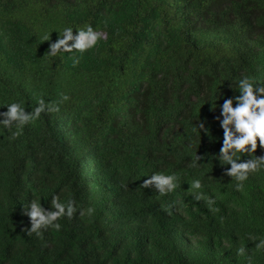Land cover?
Instances as JSON below:
<instances>
[{"label": "trees", "instance_id": "obj_1", "mask_svg": "<svg viewBox=\"0 0 264 264\" xmlns=\"http://www.w3.org/2000/svg\"><path fill=\"white\" fill-rule=\"evenodd\" d=\"M86 24L104 34L94 48L48 55ZM244 77L264 83V0H0V112L59 104L18 137L0 126V264H264L250 239L264 238V170L241 192L216 158L220 105ZM154 172L177 188H144ZM54 194L94 211L28 235L25 208Z\"/></svg>", "mask_w": 264, "mask_h": 264}, {"label": "clouds", "instance_id": "obj_2", "mask_svg": "<svg viewBox=\"0 0 264 264\" xmlns=\"http://www.w3.org/2000/svg\"><path fill=\"white\" fill-rule=\"evenodd\" d=\"M74 28L66 26L62 32H58V38L49 44L48 55L56 56L60 52L73 53L74 51L84 53L94 48L103 38L104 34L94 29L91 24L83 27ZM44 41H50L51 36L45 34ZM76 63L79 61L76 60ZM70 97L67 94L62 95V101H68ZM235 105V106H234ZM6 111L0 112V126L11 131L15 127V131H11L13 137L22 134L25 126L34 123L39 119L41 113L45 111H59V104L55 102L45 103L43 98L38 100L37 106L30 112L26 111L21 101L6 103ZM222 119H219L223 129V141L219 154L216 158L223 161L226 165L224 175L236 181L234 187L237 191H244L245 181L249 179V175L264 170V155L257 156L258 146L264 149V83L259 81L253 82L252 78L244 77L239 80V95L225 98L220 105ZM201 130L207 132L204 122L200 121L193 126V131L201 135ZM247 157V159H242ZM201 157L197 156L192 161V167H198ZM143 182L144 188H155L161 195L173 192L177 188L178 177L175 173L165 174L164 172H154ZM204 187L202 180L193 179L189 191L200 190ZM196 199H205L202 191L195 193ZM207 203L212 205L215 199L207 197ZM85 212L91 215L94 209L89 206L86 209H79V206L72 200L68 199L62 202L59 194H54L51 199V209H45L39 198L30 201L25 214L29 217L31 227L27 230V234L36 233L37 236L42 234V230L54 228L59 230L60 223L57 221L62 217H73L74 214ZM257 242L255 247L257 250H264V238L250 237ZM248 249L241 246L237 250L240 256H246ZM247 264H252L251 256H248Z\"/></svg>", "mask_w": 264, "mask_h": 264}, {"label": "rangeland", "instance_id": "obj_3", "mask_svg": "<svg viewBox=\"0 0 264 264\" xmlns=\"http://www.w3.org/2000/svg\"><path fill=\"white\" fill-rule=\"evenodd\" d=\"M176 26L177 27H181L182 26V23L180 22V20H178L176 22ZM198 35L201 36V37H204V38L215 35V36L220 37L223 42H225V40H226L225 37L221 33H211V32L200 31V32H198Z\"/></svg>", "mask_w": 264, "mask_h": 264}]
</instances>
